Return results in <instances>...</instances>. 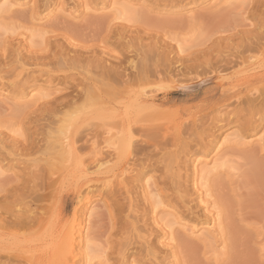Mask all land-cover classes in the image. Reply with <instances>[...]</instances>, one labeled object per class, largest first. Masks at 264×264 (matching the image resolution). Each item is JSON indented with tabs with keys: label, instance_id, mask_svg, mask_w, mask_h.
I'll return each instance as SVG.
<instances>
[{
	"label": "bare ground",
	"instance_id": "6f19581e",
	"mask_svg": "<svg viewBox=\"0 0 264 264\" xmlns=\"http://www.w3.org/2000/svg\"><path fill=\"white\" fill-rule=\"evenodd\" d=\"M24 1L0 0V14L10 13L16 7L15 5ZM234 1L201 0L200 3L212 4L214 7L222 3L229 5ZM76 3L74 6L76 8L83 6L84 10H91L89 8L90 0H76ZM243 3H240V5L243 6ZM31 5H33L32 10L26 12L29 15L25 13L30 22L35 19L39 10L42 9H39L38 6L37 9L34 4ZM54 5L55 3L49 4L46 6L47 8L44 6V10L46 9L49 12V9L52 8L53 10ZM166 6L162 8V5L161 10L168 12L173 8L168 7L167 9ZM102 7L105 8L104 5ZM107 7L112 11L114 18L112 20L108 19V22H103V18L101 21L103 24L94 25L97 28L92 26L96 35L93 34L94 36H92L90 33L91 37H89L90 34L88 33L87 40L85 34L86 41L83 38V41H79L80 36L77 42L74 41L73 38L77 39L78 35L73 36V38L72 35H69L71 37L67 40L64 35V39L61 36L62 39L60 38V40L59 36L47 38L48 40L44 39L46 37L42 39V36L46 35L47 32L31 28V32L29 30L31 37H35V34L39 35L38 37H41L42 42L40 41L36 45L33 44L34 46L29 45L32 47H29L27 43V46H25L31 50L28 56L23 54L25 48L24 50L20 48V50L15 46H11L13 49L20 50H16L18 53H15L12 49L14 51H12V55L13 53L16 54L13 57L18 59H15L17 63L13 62L19 70L16 68L18 74L14 79L17 80L12 78L11 86L21 85L16 88L19 87L18 90L22 92L21 88H25L30 81L33 85L40 80L46 83L45 85L48 82L58 81L57 83L65 84L69 91L61 96L51 97L48 92L43 91L44 88L32 86L27 95L26 93H20L21 98L24 99L27 96L32 100L34 97H38L34 98L35 100L31 101L28 106L36 105L40 107L34 115L37 118V115L39 117L41 114L40 119L44 120L42 130L37 131V129V132H32L31 135L26 136L24 125L18 123L15 125L16 128L11 131L13 135H11V138L9 137L11 140L10 146H3L4 140H0V264H95V260H98L99 264H106L107 250L102 249V246H100L101 248L98 246L91 231L93 225L91 219L93 220L94 214L97 213L95 203L104 198V195L114 199H112V202H116V204L113 205V209L116 208L119 213L132 211L137 215H134L135 219H132L136 223L128 222L129 225L126 224L122 228L114 222L112 225L113 232L115 234L123 230L127 232L129 228L135 230V225L139 223V225L141 224L139 229L142 236H138L137 240L142 241L147 247H151V244L149 246L148 243L150 238L157 232L162 234L161 237L169 242L175 241L174 231L177 226L182 230L184 229L183 233L186 231V234L187 232L190 235L200 233L198 239L207 245H212V242L215 243V238L222 237L219 230L220 213L216 211L214 201H209L211 197L208 187L213 184H210V179L220 174L234 177L235 171L240 170V158L233 157L228 153L220 154V149L228 145L223 148L221 146L225 144L241 146L252 142L245 143V139L237 131L233 134L228 133L229 128L225 125L212 152L204 155V158L198 156L191 160V186L197 191V199L203 206L204 212L210 214L211 210L214 211V214L208 215L206 213L207 222L205 224H201L200 221L196 220L199 218L194 217L193 220L192 217L187 216L188 220L186 217L179 216L175 210H165L159 196L160 192L157 194L156 188L159 187L156 186L155 188L151 184L150 178L145 181L147 187V197H145L153 208V221L150 225L147 223L149 220L144 221L141 212L139 213L141 207L139 205L141 204L135 202V199L140 197L135 193L137 185L133 180L135 178L132 179L131 175L138 168V165L135 164L137 160H134L135 147L133 144L139 139H144L143 136H147L148 138L152 137L150 143L155 147L158 144L156 139L161 137L157 131L152 132L156 126L148 123L149 120L153 121L156 114V111L150 108L149 103L153 99L149 95L152 91L168 94L173 90H191L194 86L191 87V83L183 82V79L177 77V74L176 76H169V70L165 69L157 55L156 57L139 51L141 45L139 46L138 42L141 40H139V31L135 26V21L136 13L139 15L140 11H137L133 3L129 0H111ZM61 9L62 7H59L58 10ZM51 28L53 30V27ZM28 29L26 30L28 31ZM87 30L91 32L90 29ZM53 31H55V28ZM80 35L83 37V34ZM252 38L256 42L241 46L240 51H236L234 56L231 55L233 61L230 59L228 64L236 67L229 76L235 79L232 85V89H235L232 95L234 105L229 104L233 106L231 110L229 106L223 105L226 110L230 111L228 112L229 115H234L235 109L239 114L245 111L248 112L249 127L257 121H264V37L258 38L256 35ZM241 39L246 40L244 37ZM88 41L89 43L90 41L91 43L92 41L95 42L89 45ZM7 44L5 48L9 47ZM3 50L7 51V49ZM53 50H56L57 53H54ZM7 53L8 51L5 55ZM7 56L9 57V55ZM131 56L133 59L129 60ZM1 58L5 62L6 56ZM4 62H0V66L1 63L2 66L6 63ZM28 66H31L29 68H33V70L25 69ZM6 75H2L0 79L4 80ZM223 76L222 80L228 79L225 75ZM191 78L202 81V77L198 74ZM217 78L220 79V77ZM162 80H168L169 84L166 86L160 85L159 83ZM25 83L27 84L25 85ZM223 106L217 109L223 108ZM32 110L33 114V111L37 109ZM32 114L29 113V116ZM144 117L148 119L145 120ZM34 120L30 124L39 119ZM39 121L36 124L33 123L35 128H38L36 125H39ZM91 129L94 130L90 134L81 136L82 132H88ZM176 130L175 140L178 141L181 136H179V128H176ZM34 135L39 136L32 140L31 137ZM252 141H256L254 146H257L261 151L264 148V133ZM42 146L47 149L46 154H40L39 147ZM155 149L157 150V154H155L157 159L161 158L158 157L159 155H166L165 151L159 150L157 147ZM109 157H113V159L101 163L102 159L104 161ZM148 159L154 160L150 154L147 157ZM87 160H92V164L96 163L98 167L95 172L88 173ZM112 162H115V164L111 165ZM115 165L116 167L118 165V168ZM11 170L13 172L10 179L5 174ZM43 171L46 174L49 171L53 175L47 178L45 184L40 180ZM35 176H39L40 179H35ZM63 187L70 188L78 197L77 203L79 205L73 211L70 221H66L62 217L64 207L62 205V190L60 189ZM180 189L178 185L175 191L179 196L184 194ZM48 190H51V192ZM118 193L120 197L125 196L121 198L126 201V204L119 201L120 197L116 196ZM143 197L144 195L141 197L142 200ZM120 204L123 206H120ZM81 205L82 208L84 207V211L79 210ZM160 207L164 211L161 208L163 212L158 215L159 212L155 211ZM143 209L145 208L143 207ZM14 213L24 216L26 222L13 221L11 216ZM117 215L115 214L114 217ZM127 217L130 219V216ZM129 239L127 244L132 245L129 243ZM217 240L219 242V239ZM150 254H154L152 247L146 251L147 256H150ZM173 256L174 253L171 257Z\"/></svg>",
	"mask_w": 264,
	"mask_h": 264
},
{
	"label": "rangeland",
	"instance_id": "374dc122",
	"mask_svg": "<svg viewBox=\"0 0 264 264\" xmlns=\"http://www.w3.org/2000/svg\"><path fill=\"white\" fill-rule=\"evenodd\" d=\"M47 1L51 2L47 3ZM110 1L90 0L91 4L89 8L91 10L89 11L84 10L83 6L74 7L77 4L76 0H54L53 2L52 0H25L21 4L15 5L16 7L10 13L0 14V62H4V59L2 61L1 57L3 56L4 58L6 56V63H4L7 64L3 63L4 65L2 66L1 63L2 67L0 66V77L7 74L4 80L0 79V140L3 139L5 141L4 143L2 140L3 146L7 147L11 145L10 138L13 135L11 131L16 128L15 125L18 123H22V126L24 125L26 136L28 134L31 135L30 133L35 132L37 129V131L42 130L44 120L40 119L41 114L39 117L37 115V118L35 116L37 113L35 111H39L40 107L31 105L33 110L37 109L33 111L28 106L31 101H34L38 97H34L35 99L33 98L32 100V98L29 99V96H27L24 99L21 98L20 93H26L27 95L32 86L44 88L45 90L43 89V91L48 92L51 97L61 96L69 91L65 84L57 83L58 81L48 82L47 85L41 80L37 81V84L34 85L30 81L28 84L25 83V85L27 84L25 88H21L22 92L18 90L21 85L19 86L18 84V88H16L17 86H11V80L18 74L19 70L14 63L18 60L16 57H13L14 54L18 53L21 50L20 48L22 50L25 48L23 54L28 56L31 51L29 47H32L29 45H36V43L41 41V37H38L39 35L35 34V37H31V28L45 30L47 34L42 36V39L44 37H46L44 39H49L50 37L59 36L60 40L64 35L67 40L71 37L69 35H72V38L78 35L77 39L73 38L77 42L79 36L81 39H85L84 35L86 34L88 40L90 33L92 36L96 35L94 34V27L97 28V26L94 25H100L98 23L103 24V22H108L114 18L112 11L107 7ZM129 1L136 6L137 11H140L139 15L136 13L135 21V26L139 31V40H141L138 42L139 46L141 45L139 51L144 54L157 55L158 57H156L160 59L165 69L169 70V76H176L177 74V77H180L181 80L183 79V82L191 83V87H195H192L193 89L191 90H173L168 94L152 91L149 95L153 99L149 103L150 108L156 111L157 115L155 114V120L147 122L156 126L152 132L157 131L161 137L156 139L158 144L155 147L150 143L152 137L148 138L147 136H143L144 139H139L133 144L135 147L134 160H137L135 164L138 165V168L135 167L136 173L134 172L131 175L132 179L135 178L133 180L135 181V185H137L135 193L140 197L136 198L135 202L141 204L139 205V207L141 206L139 213L141 212L140 214L143 216L144 221L146 219L149 220L147 222L149 225L153 221V208L146 199L147 187L145 181L150 178L152 182L150 183L155 188L156 186L159 187L156 188L157 194L160 192L159 196L165 210H175L179 216L186 217V219H188L187 216L192 217L193 220L194 217L199 218L200 220H196L200 221L201 224H205L208 212H204L202 209L203 206L199 203V199H197L198 193L191 186V160L198 156L204 158V155L212 152L225 125L229 128L228 133L233 134L237 131L245 139V143H248V141L252 143L239 145L240 147L235 146V144L221 146L223 148L228 145L220 149V154L228 153L233 157L240 158V170L235 171L234 177L220 174L210 179V184H213L211 187H208L211 197L209 201H214L215 208H217L216 211L220 213L219 230L222 234L221 238L217 237L214 239L215 243L212 242V245H207L198 239L200 233L190 235L187 232L186 234V231L183 233L184 229L182 230V228L180 229L177 226L174 231L175 241L172 243L162 238V234L155 233L148 243L149 246L151 244L154 254L147 256L146 251L151 247H147L142 241L137 240L138 236H142L139 229V227L141 228V224L137 223L138 226L135 225V230L129 228L127 232L123 230L116 234L112 229L114 222L118 223L121 228L126 224L129 225L128 222L136 223L132 219H135L137 215L132 211L129 213H119L116 208L113 209V205L116 204V202H112L113 198L104 195L103 200L101 199L95 203L97 212L95 213L97 215L94 214L93 220L91 219V222H93L91 231L98 246H102V249L107 250L106 264H264V148L260 151L257 146H254L256 141H252L264 133V121H257L253 126L249 127L247 120L249 118L248 112L245 111L239 114L235 109L234 115H229L228 112L230 111L224 108L225 106H229L231 110L233 107L231 105H234L232 95L235 89H232V85L235 79L229 76L236 67L228 64L230 59L236 51L241 50V46L256 42L252 37L256 35L258 38L264 37V0H235L229 5L222 3L214 7L212 4L200 3L201 0H197L198 2L196 0ZM54 3L53 10L52 8L49 9V12L46 9L44 10V6L47 8L46 6ZM240 3L244 5L241 6ZM31 4H34L36 7L38 6L39 9L42 8L43 11L42 9L39 10L34 19L35 21L32 19L30 22L27 16L29 13L27 14L26 12L32 10L33 5ZM102 4L105 8L102 7ZM162 5V8L166 5L167 9L168 7L173 8L168 12H164L161 10ZM59 7H62V11L58 10ZM103 18L107 21H104ZM102 20L103 22H101ZM92 26L94 27L92 28ZM51 27H53V30L55 28V31ZM87 29H90L91 32H88ZM80 34H83V37ZM91 34L89 37H91ZM127 36L126 39L128 38ZM243 37L246 40L241 39ZM81 39L79 41H83ZM94 42L92 41V43ZM90 43L88 41L89 45ZM96 43L98 44L99 42L97 41ZM6 44L10 48H5ZM26 44L29 47H26ZM11 46H15V48L17 47L20 50L13 49ZM2 48L7 49L9 57L5 55L7 51ZM12 49L15 51L13 55ZM53 52L57 53L56 50H53ZM110 52L112 53V50ZM131 59H133L132 56L129 57V60ZM126 60L128 61V59ZM231 61L233 60L231 59ZM29 67L31 66L24 68L30 71L33 70V68ZM16 68H18L17 71ZM194 73L202 77V81L193 80L191 77L195 75ZM223 75L228 77V79L222 80ZM217 77H220V79ZM14 80L17 79L15 78ZM194 81L196 82L192 83ZM159 84L166 86L169 82L168 80H162ZM222 106L223 108H220L221 111L217 109ZM29 113L32 115L29 116ZM31 117H33V120L35 119L34 121L40 120L36 121L37 123L39 121V125H36L38 128H35L33 125L36 122L30 124L33 121ZM144 119L147 120L148 118L144 117ZM176 128H179V136H181L178 141L175 140ZM92 130L94 129L82 132L81 136L90 134ZM143 132L145 133V130ZM36 136L39 135H34L31 139L33 140ZM156 147L159 150L165 151L166 155H159L158 157L161 158L157 159L155 157V154H157ZM39 150L40 154L47 153V149L43 146L39 147ZM149 154L153 156L154 160H147ZM111 159L113 157L106 158L104 161L102 159L101 163H104L106 160L110 161ZM113 163L115 164V162H112L111 165ZM86 164L88 165V173L95 172L98 167L96 163L92 164V160H87ZM116 168H118V165ZM12 172V170L9 171L5 176L11 179ZM51 176H53L51 172L47 171L46 174L43 171L40 176L41 179L39 176H35V179L39 178L45 184L47 178ZM178 185L181 188V192L184 193L180 196L175 193ZM43 186L45 187V185ZM140 186L141 188H139ZM60 190H62V205L64 207L62 217L66 221H70L73 211L78 208V197L70 188L63 187ZM48 191L51 192V190ZM119 193L116 196H119ZM143 195L144 197L146 196L145 198L143 197L144 201L141 199ZM121 197L124 198L125 196ZM121 197L119 201L126 204V201H123ZM120 206L123 205L120 204ZM161 208H157L155 211L159 212H157L158 215L164 211ZM80 209L84 211L82 205ZM115 214L118 215L114 217ZM210 214H214V211L211 210ZM127 216H130V219ZM11 219L15 222H26L24 216L17 215L16 213L12 214ZM128 239L132 245L127 244ZM217 239H219L220 243ZM173 253L177 257H171ZM94 263L99 264V261L95 260Z\"/></svg>",
	"mask_w": 264,
	"mask_h": 264
}]
</instances>
